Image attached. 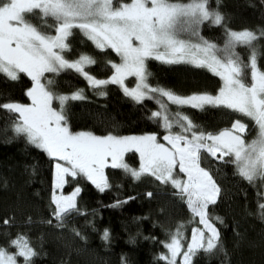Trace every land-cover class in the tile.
<instances>
[{
	"label": "snow or ice",
	"instance_id": "obj_1",
	"mask_svg": "<svg viewBox=\"0 0 264 264\" xmlns=\"http://www.w3.org/2000/svg\"><path fill=\"white\" fill-rule=\"evenodd\" d=\"M219 7V0L216 8L210 7V0H130L116 7L113 0H0V74L17 80L24 73L33 82L26 93L31 104H0V109L18 114L12 130L26 136L50 157L66 162L67 167L56 164V188L63 187L66 176L83 175L103 192L110 187L104 175L109 158L111 167L122 168L136 179L147 174L163 184L170 183L177 190L176 195L186 198L203 229H192L186 249L182 243L183 225L177 227L168 242H161L167 254H161L160 259L167 264H177L178 256L182 257L181 264H191L197 252H212L220 245V231L208 215L209 205L216 203L220 188L211 173L201 167L202 153L204 158L211 156L234 164L237 173L249 183L264 180V70L258 67L256 52V42L264 38V29L233 31L225 27V43L219 48L199 36V28L205 22L225 26ZM37 13L45 24L47 18L53 19L54 24L48 27L54 28L55 35L41 31L26 19ZM74 29L97 48H111L121 57L119 64L109 61L114 71L108 79H97L85 70L86 66L96 63L87 54L73 61L65 58L63 53L71 51L67 41ZM185 32L198 37L199 42L182 39L180 34ZM238 46L251 50L247 62L236 50ZM148 59L207 68L221 78L223 86L215 95L194 92L186 96L153 87L148 83L151 75L146 65ZM66 70L75 71L94 89L118 84L136 103L154 99L159 109L150 119L160 121L168 130L169 134L163 137L167 144L160 143L155 134L72 133L63 114L64 108L70 101L85 99L83 90L54 95L41 83L45 73L58 74ZM129 76L137 78L131 89L124 83ZM248 76L250 83H245ZM98 94L106 95L102 90ZM54 99L59 101L60 111L52 107ZM169 103L178 109L184 106L200 110L206 106L231 109L254 122L256 137L250 141L244 138L248 125L240 120L230 129L215 134L201 131L181 111L171 113ZM174 124L179 126L180 132L172 133ZM133 149L140 155L139 169L130 168L123 161V154ZM179 173L186 174L187 179H178ZM79 192L76 188L69 196L53 195L52 215L60 226L66 216L79 211L75 201ZM259 208L264 215V203ZM215 219L223 223L219 217ZM3 223L8 225L11 221L5 219ZM102 239H109L107 229ZM10 244L17 251L9 253L0 247V264H17L18 257L23 258L24 264H32V258L38 255L24 236L18 235Z\"/></svg>",
	"mask_w": 264,
	"mask_h": 264
},
{
	"label": "trees",
	"instance_id": "obj_2",
	"mask_svg": "<svg viewBox=\"0 0 264 264\" xmlns=\"http://www.w3.org/2000/svg\"><path fill=\"white\" fill-rule=\"evenodd\" d=\"M122 2L130 0H113V6ZM219 3L225 26L205 22L199 28V36L204 40L223 48L225 27L233 31L264 29V0H219ZM210 7L216 8L217 0H210ZM26 19L41 31L55 35L54 28L48 27L54 24L52 18H47L46 24L39 13ZM67 43L71 51L63 53L66 59L73 61L81 54L95 59L96 63L86 66L85 70L97 79H108L113 74L109 61L121 63L113 49L97 48L78 29L73 30ZM236 50L247 62L251 50L243 46ZM256 52L258 67L264 70V38L256 42ZM146 65L151 73L148 78L151 86L170 89L179 95L217 94L223 85L219 76L192 64H166L148 59ZM125 80L128 87L136 83L134 76ZM245 83H250V76ZM43 84L55 95L83 90L85 99L70 101L64 108L63 114L72 132L88 131L98 136L154 133L161 141L167 133L160 121L150 119L158 109L156 101L145 99L136 103L118 84L94 89L72 70L46 73ZM32 86L31 78L24 73L17 80L0 74V104L29 105L31 99L26 93ZM101 90L106 95H99ZM54 105L61 109L59 102ZM168 106L171 113L181 111L204 132L229 129L237 120L249 129L255 127L251 119L223 107L206 106L200 110L188 106L178 109L174 104ZM16 121V113L0 109V247L16 252L10 242L19 235L26 237L38 253L32 258V264H167L160 259L167 251L161 242H168L177 227L183 225L185 247L192 229L202 228L186 198L176 195L177 190L170 183L163 184L147 174L136 179L124 169L111 165L104 168L110 187L103 192L83 175L66 176L65 193L80 189L76 197L79 211L66 216L60 226L52 215L56 160L30 143L26 136L17 135L12 130ZM255 135L256 130L245 139L252 140ZM125 155L128 166L140 168L137 152L130 150ZM204 157L202 153L201 167L211 173L220 188L216 203L208 208L209 217L220 231V245L212 252H197L191 264H264V215L259 208L264 203V180L249 183L237 173L234 164ZM5 219L11 223L5 225ZM105 229L109 232L107 241L102 239Z\"/></svg>",
	"mask_w": 264,
	"mask_h": 264
},
{
	"label": "rangeland",
	"instance_id": "obj_3",
	"mask_svg": "<svg viewBox=\"0 0 264 264\" xmlns=\"http://www.w3.org/2000/svg\"><path fill=\"white\" fill-rule=\"evenodd\" d=\"M188 33L187 32H185V33H181L180 34V36H181V38L182 39H185V40H191V42H193V43H197V42H199V40H198V38H195V39H192L191 37H189L188 35H187ZM190 34V33H189ZM135 43V42H134ZM120 59H121V57H120ZM45 75H46V73L44 74V77H45ZM44 77H42L41 78V83H43V79H44ZM129 77H131V76H129ZM135 77V76H134ZM128 78V77H127ZM135 80H136V83H137V78L135 77ZM125 85L127 86V84H126V80H125ZM136 83H135V85H136ZM135 85L133 86V87H135ZM120 86V85H119ZM223 86V85H222ZM121 87V86H120ZM128 87V86H127ZM133 87H128V88H133ZM155 87V86H154ZM122 88V87H121ZM49 90V89H48ZM50 91V90H49ZM210 94V93H209ZM55 95V94H54ZM212 95H215V94H212ZM54 102H59L58 100H53V102H52V107L54 108V109H56L57 111H60V109H57V108H55V105H54ZM31 104V103H30ZM169 104H171V103H169ZM169 107V106H168ZM158 109H159V105H158ZM158 109H156L155 111H157ZM170 109V108H169ZM170 112H171V110H170ZM17 117H18V114H17ZM230 129V128H229ZM224 130V129H223ZM254 130H256V134H257V129H256V126L255 127H252V129H249L248 128V130H247V132L244 134V138H245V136L246 135H252V133L254 132ZM171 131H172V133H178V132H180L181 131V129L179 128V126H177V125H173V128L171 129ZM220 131H222V130H220ZM219 131V132H220ZM72 132V131H71ZM81 132H88V131H81ZM165 132H167L166 133V135H168L169 134V132H168V130L167 129H165ZM72 133H78V132H72ZM212 133H218V132H212ZM94 134V133H93ZM145 134H154V133H145ZM145 134H141V135H145ZM114 135V134H113ZM141 135H139V134H135V135H124V136H141ZM98 136V135H97ZM103 136H105V135H103ZM117 136V135H116ZM156 136H157V134H156ZM255 137H256V135H255ZM158 138V137H157ZM158 141L160 142V143H165V144H167V142L166 141H161L159 138H158ZM250 141V140H249ZM131 151H135L134 149L133 150H131ZM136 152V151H135ZM126 153V152H125ZM125 153L123 154V161H124V163H126L127 164V160H126V155H125ZM138 153V152H137ZM139 154V153H138ZM53 158H55V176H54V180L56 181V164L57 163H61V164H64V166H68L67 164H66V162H64V161H60L58 158H56V157H53ZM107 165H111V158H109V160H108V164ZM130 167V166H129ZM130 168H132V167H130ZM134 169V168H133ZM137 169V168H136ZM139 169V168H138ZM177 178L178 179H181V180H186L187 179V176H186V174H183V173H179L178 175H177ZM65 179H66V177H65ZM55 181H54V184H55ZM66 181H67V179H66ZM66 184V183H65ZM64 184V185H65ZM64 185H63V187H64ZM63 187L62 188H54V194L53 195H56V196H69V195H71L73 192H71V193H65L64 192V190H63ZM75 190V189H74ZM73 190V191H74ZM77 197V196H76ZM75 201H76V198H75ZM202 226V228L201 229H203V225H201ZM191 240V239H190ZM190 242V241H189ZM186 247H187V245L185 246V249H186ZM9 252V251H8ZM9 253H11V252H9ZM13 253V252H12ZM165 254H167V251H166V253ZM181 261H182V257L181 256H178L177 257V263H179V264H181ZM17 264H24V262H22L21 260H20V258L18 257L17 258Z\"/></svg>",
	"mask_w": 264,
	"mask_h": 264
}]
</instances>
